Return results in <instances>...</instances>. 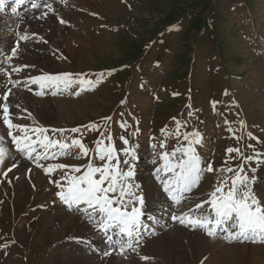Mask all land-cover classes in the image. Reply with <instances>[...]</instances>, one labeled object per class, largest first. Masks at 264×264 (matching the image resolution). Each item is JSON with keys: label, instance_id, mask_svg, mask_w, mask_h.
<instances>
[{"label": "rangeland", "instance_id": "1", "mask_svg": "<svg viewBox=\"0 0 264 264\" xmlns=\"http://www.w3.org/2000/svg\"><path fill=\"white\" fill-rule=\"evenodd\" d=\"M27 1L16 15L11 8L0 13V53L10 54L18 32L36 33L47 43L35 37L20 42L19 55L11 66L0 55V67L21 82L12 88L0 73V103L3 92L12 88L9 100L13 123L29 128L41 126L49 130L48 134L69 138V142L80 138L84 143L85 138L92 142V150L98 139L108 143L106 136H100L102 131L112 136L121 158V136L130 145H137L135 182L145 200L141 220L157 206L164 210L170 224L162 227L166 215L155 210V219L143 223L147 227L141 228L137 252L126 249L120 255L117 246L111 255L104 256L109 246L101 248L98 244L103 234L89 222L87 213L63 204L56 196L60 189L51 183L65 172L71 175V167L45 174L17 153L0 109V135L10 153L0 164V264H43L36 260L40 253L46 254L45 264H181L179 254L189 253L187 248L193 251L188 255L190 264H264V242L256 243L257 236L249 234L248 239L231 241L211 238L171 219L172 214L187 212L192 199L196 202L208 198L219 174L205 171L179 205L168 199L153 175L163 163L156 153L187 144L183 135L172 134L166 140L161 135L164 128L174 133L176 120L181 121V134L199 132L201 143L194 147L203 168L209 163L217 170L242 165L250 177L264 164V0H37L34 3L41 7L31 9ZM244 1L250 7H243ZM45 3L53 5L54 13L36 19L47 11ZM235 5L237 9L231 10ZM233 12L247 17L246 22L238 25L235 16L229 17ZM57 16L67 23H59ZM193 16L198 30L191 25ZM207 27L214 29L203 31ZM257 44L260 49H255ZM17 66L26 67L12 73L11 67ZM63 73L72 74L74 82L68 88L61 85L41 89L28 82L30 77ZM101 73L102 82L90 87L75 82L80 75L95 81ZM125 79H129L128 87L124 86ZM105 117L112 119L106 122ZM124 119L126 127H121ZM89 125H99V130L86 129ZM72 128L80 132L72 133ZM53 129L65 131L61 135ZM160 140H165V149L158 147ZM152 144H157L155 150ZM229 147L239 149L242 155L228 153ZM76 151L64 160H59L57 154L55 159L41 163L79 166L83 171L93 160V152H89L90 158L76 159ZM243 156L254 158L244 161ZM100 163L96 158L95 164ZM253 187L262 201L264 189ZM150 227L155 228V235L149 233ZM171 228L182 229L184 237L180 234L178 244L174 242L168 253L160 244L166 243L162 234L168 235ZM86 236L88 239L83 241ZM141 255L151 259L141 260Z\"/></svg>", "mask_w": 264, "mask_h": 264}, {"label": "snow or ice", "instance_id": "2", "mask_svg": "<svg viewBox=\"0 0 264 264\" xmlns=\"http://www.w3.org/2000/svg\"><path fill=\"white\" fill-rule=\"evenodd\" d=\"M21 0H16L20 3ZM61 3H66L67 0H60ZM5 0H0V12L4 11ZM38 3L33 4V8H40ZM47 9L42 12L36 19H45L49 13H54L53 5L45 3L43 5ZM16 9L12 8L15 13ZM59 23L65 24L62 18H59ZM18 39L14 47L9 53H0L3 56L4 63H9L13 58L18 57L20 51V42L29 41L33 37L37 41H43V38L36 33L31 35L27 33H16ZM47 43V41H43ZM22 67H11L12 73H19ZM0 73L7 77V84H11L12 88L20 85L19 80H13L9 71L0 67ZM103 73L99 74L95 81L86 79L80 75L75 82L82 87H90L93 84L102 82ZM31 84H38L41 89L45 87L58 88L61 85L68 88L74 82L72 74L63 73L60 75H43L39 77H30L28 80ZM27 84H25V87ZM12 88H8L3 92V103H0L2 109V122L7 126V136L11 138V143L15 146L17 153L23 155L26 159L31 160L36 168H41L45 174H51L57 169H65L71 167V175L65 172L60 180L52 179L53 183L59 191L56 196L65 204L70 210L76 212L87 213L88 220L92 223L95 229L102 233L105 237V242L109 246V250L104 251V256L112 254L117 246L119 247V254L123 255L126 249H131L137 252L141 243L139 239L133 241L132 238L141 235V228L147 227L143 224L141 216L143 215V207L145 200L141 192V187L135 182L137 160L136 147L137 145H130V142L124 136L120 137L124 147L119 151L123 153V158L117 152L112 143V136L105 132H100L101 137L95 142V149L93 160L89 161L84 170L79 166H69L61 163L44 165L41 161L55 159L56 155L68 156L73 154L74 149L75 158L80 156L87 157L90 149L85 146L80 138H72L70 143L66 139H57L50 137L48 129L41 126L29 128L28 126L13 123L10 113L9 95ZM38 95L42 93H37ZM56 94L55 92L53 93ZM77 95L79 93H76ZM123 103V101H121ZM18 107V106H17ZM190 107V106H189ZM215 107V102H213ZM193 113H188L191 116ZM31 114H29L30 116ZM111 117H105L107 122ZM175 119V118H174ZM227 123V121L225 122ZM127 122H122L121 127H126ZM243 125V121H241ZM181 121L176 120V129L174 133H169L166 128L161 129V135L166 138L169 135L176 136L183 135V139L187 141L186 145L174 148L171 152L160 151L156 153L158 160L163 163L155 168L153 175L160 182L163 192L167 194L169 200L174 204L179 205L184 199V194L191 192L193 187L200 182L201 175L207 172L221 171L230 173V176L222 178L217 181L213 190L209 194L207 200L195 204L194 208H190L187 212L180 215L172 214L171 219L178 222L186 228L192 230H201L208 237L215 238L218 231L223 230L226 235V240L248 239L249 234L253 237L256 235L264 236V201H261L253 193L251 184L253 178H249L241 165L236 169L231 167L223 169H214L209 163L207 168H203L202 160L196 152L195 145L201 143V137L198 131L180 133ZM91 131H98L99 125L85 126ZM14 131L18 134L14 135ZM65 130L53 129L52 132H59L63 135ZM72 133L80 132L78 128H72ZM137 131H139L137 129ZM231 131V129H229ZM250 138L251 133L248 134ZM165 140H160L158 147L165 149ZM251 147V145H249ZM155 150L157 144H152ZM39 149V150H38ZM55 149V152L51 150ZM228 153L236 152L240 155V150L229 147L226 150ZM179 154V155H177ZM10 155L9 150L4 145V136L0 135V164H4L6 156ZM259 155V154H257ZM98 158L101 162L99 165L95 164V159ZM253 156H243L244 161H250ZM157 160H153L156 164ZM123 165V167L121 166ZM16 165L13 163L12 167ZM12 168H8L10 172ZM31 171V169H29ZM79 173V175H75ZM3 175L6 177L7 172ZM65 181L66 183H62ZM206 205L208 208L206 209ZM91 210V211H89ZM199 211V215L195 213ZM231 222V230L223 226ZM111 233V234H110ZM155 235V233H152ZM114 236L117 239H114ZM141 260H149L150 257L140 256ZM203 264V262H202Z\"/></svg>", "mask_w": 264, "mask_h": 264}, {"label": "bare ground", "instance_id": "3", "mask_svg": "<svg viewBox=\"0 0 264 264\" xmlns=\"http://www.w3.org/2000/svg\"><path fill=\"white\" fill-rule=\"evenodd\" d=\"M1 15H0V19H1ZM4 35V34H3ZM6 43H10L9 41H6ZM45 91V90H44ZM43 103V102H42ZM50 103V102H49ZM32 104V103H31ZM31 106V105H30ZM37 106V105H36ZM45 106V105H44ZM47 108V107H46ZM46 112V111H45ZM48 112V111H47ZM1 126V125H0ZM21 164V163H20ZM27 164V163H26ZM25 166V165H24ZM22 167V166H21ZM178 228V227H177ZM177 228H173L171 229L169 232H168V235L164 236V234H162L164 237L162 240H164L166 243L165 244H160V247H162L166 252H170V249L172 248L171 245L175 242L177 243V241H179L180 239V234H181V237L183 238L184 236V231L181 229H177ZM163 230V229H162ZM88 232V231H87ZM79 233H81L79 231ZM80 236V235H79ZM90 241V240H89ZM88 241V242H89ZM182 241V239H181ZM178 244V243H177ZM153 245V244H152ZM176 245V244H175ZM178 246V245H177ZM187 248V247H186ZM244 248V247H243ZM189 253H187V251H183L181 252V254H179V257H180V262L181 264H190V262L188 261L189 259V256L193 251L190 249V248H187ZM171 253V252H170ZM263 255H264V250L262 251ZM159 254V253H158ZM174 255V253H173ZM171 255V256H173ZM196 255V254H195ZM194 255V256H195ZM177 259V258H176ZM193 259V258H192ZM198 260V259H197ZM119 264V263H118Z\"/></svg>", "mask_w": 264, "mask_h": 264}, {"label": "trees", "instance_id": "4", "mask_svg": "<svg viewBox=\"0 0 264 264\" xmlns=\"http://www.w3.org/2000/svg\"><path fill=\"white\" fill-rule=\"evenodd\" d=\"M244 3H245L248 7H250L248 2L244 1ZM213 13H214V12H213ZM193 27H194L195 29H197V30H198V28H199V27H198V21H197L195 18L193 19ZM210 29L213 30L214 28H210Z\"/></svg>", "mask_w": 264, "mask_h": 264}]
</instances>
